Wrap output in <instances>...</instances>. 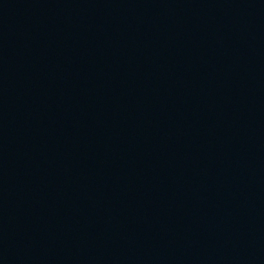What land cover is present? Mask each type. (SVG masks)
Returning <instances> with one entry per match:
<instances>
[{"label":"water","instance_id":"water-1","mask_svg":"<svg viewBox=\"0 0 264 264\" xmlns=\"http://www.w3.org/2000/svg\"><path fill=\"white\" fill-rule=\"evenodd\" d=\"M0 264H264V0H0Z\"/></svg>","mask_w":264,"mask_h":264}]
</instances>
